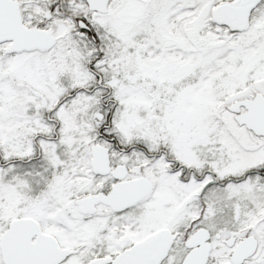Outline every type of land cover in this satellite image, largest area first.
Here are the masks:
<instances>
[{
  "label": "snow or ice",
  "instance_id": "1",
  "mask_svg": "<svg viewBox=\"0 0 264 264\" xmlns=\"http://www.w3.org/2000/svg\"><path fill=\"white\" fill-rule=\"evenodd\" d=\"M0 264H264V0H0Z\"/></svg>",
  "mask_w": 264,
  "mask_h": 264
}]
</instances>
